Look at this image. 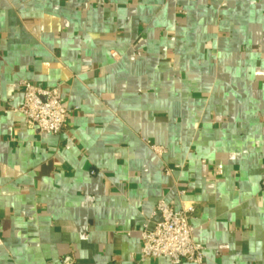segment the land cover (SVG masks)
<instances>
[{
    "label": "crops",
    "instance_id": "obj_1",
    "mask_svg": "<svg viewBox=\"0 0 264 264\" xmlns=\"http://www.w3.org/2000/svg\"><path fill=\"white\" fill-rule=\"evenodd\" d=\"M263 182L264 0H0V264H170L140 257L159 199L206 264H264Z\"/></svg>",
    "mask_w": 264,
    "mask_h": 264
},
{
    "label": "built area",
    "instance_id": "obj_2",
    "mask_svg": "<svg viewBox=\"0 0 264 264\" xmlns=\"http://www.w3.org/2000/svg\"><path fill=\"white\" fill-rule=\"evenodd\" d=\"M19 84L22 102L12 110L21 113L28 125L41 133L53 134L66 127L67 109L58 97L57 87L43 88L27 80H21ZM152 148L159 155L164 152L162 147L154 145ZM165 172L169 173L167 167ZM179 194L183 195L184 190H179ZM193 212V204L187 201H181L180 207L175 209L159 199L152 214L158 219L152 227L146 222L139 230L141 259L165 257L170 264H180L182 261L206 264L203 246L193 238L190 223ZM63 264L74 263L71 258H65Z\"/></svg>",
    "mask_w": 264,
    "mask_h": 264
}]
</instances>
